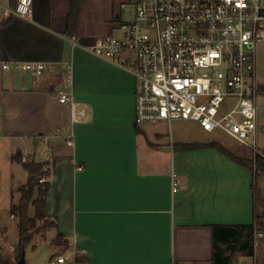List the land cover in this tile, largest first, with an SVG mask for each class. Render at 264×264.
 <instances>
[{
    "label": "crops",
    "instance_id": "1",
    "mask_svg": "<svg viewBox=\"0 0 264 264\" xmlns=\"http://www.w3.org/2000/svg\"><path fill=\"white\" fill-rule=\"evenodd\" d=\"M126 1L81 0L71 38L72 0H34L32 18L6 16L17 0H0V129L10 125L13 139L28 138L10 147L11 179L23 177L12 192L29 178L14 154L56 160L45 209L56 227L36 232L29 247L32 255L38 246L56 248L47 264L65 253L66 264H213L215 226L252 225L256 216L264 226V171L254 186L251 172L216 148L185 147L217 141L166 143L149 127L155 123L135 122L134 76L91 51L120 33ZM17 63L52 69L36 76L15 70ZM68 64L74 98L88 111L78 124L55 96ZM58 128L65 133L55 135ZM69 133L74 146L66 143ZM20 197L11 194L10 208ZM18 225L10 213L0 246L11 233L19 243ZM59 235L66 245L55 243ZM232 264H264V238H254L252 256L238 252Z\"/></svg>",
    "mask_w": 264,
    "mask_h": 264
},
{
    "label": "built area",
    "instance_id": "2",
    "mask_svg": "<svg viewBox=\"0 0 264 264\" xmlns=\"http://www.w3.org/2000/svg\"><path fill=\"white\" fill-rule=\"evenodd\" d=\"M34 0H17L6 16L32 18ZM132 21H122L119 35L107 36L91 51L130 72L136 80L135 122L169 125L184 120L209 133L221 131L264 159L257 147L260 84L257 49L264 44V0H127ZM9 69V65H4ZM15 70L43 76L52 66L17 63ZM70 106L73 124L87 109L76 102L72 66L56 91ZM65 128H58L61 136ZM74 146V134L65 136ZM180 181L174 179V191ZM264 238V226L255 232ZM62 254L50 264H66Z\"/></svg>",
    "mask_w": 264,
    "mask_h": 264
},
{
    "label": "rangeland",
    "instance_id": "3",
    "mask_svg": "<svg viewBox=\"0 0 264 264\" xmlns=\"http://www.w3.org/2000/svg\"><path fill=\"white\" fill-rule=\"evenodd\" d=\"M127 2V1H126ZM125 2V3H126ZM124 3V4H125ZM134 18V10L132 8H126L123 10L122 20L123 21H132ZM119 35L118 33L115 36ZM257 78L260 86L264 87V44L259 45L257 49ZM65 72V71H64ZM56 100L57 94H55ZM257 105H258V135H257V147L264 152V92H259L257 97ZM149 127L152 128L153 131L163 134V141L166 143L178 144V143H191V142H210L217 141L221 143L224 147L229 149L230 151L248 158L243 159H253L255 158V154L247 149L244 145L236 141L230 135L223 133L221 131H217L214 133L205 132L198 123L192 121H184L177 120L173 121L171 125L165 122L149 124ZM10 130V125L7 127H1L0 129V232L3 227L10 224V213L9 208L11 205V194L16 198L21 196L18 193V189L12 192L14 189L15 183L17 180L23 179L20 173H16V180L11 179L10 173L12 169L10 168V147L11 146H23V143H27V139H19L14 138L12 132ZM2 136V138H1ZM12 137V138H10ZM34 140H38L37 138ZM17 154V153H16ZM14 154L13 157L16 155ZM22 154V153H21ZM23 156V161H35L37 163L43 164V171L48 175L42 177L40 182H50V176L53 168V164L55 163V159L52 157L45 156H32L27 155ZM51 222L50 220H48ZM19 220L17 219V223ZM40 231L46 230L42 229V225L44 221L40 222ZM38 231V232H40ZM1 234V233H0ZM15 236L10 234V236H6L5 243L6 248L2 245L0 246V257L4 262H8L9 264H15L21 256V252L19 249L17 242V234L16 239ZM16 241V242H15ZM66 242H60V244H64ZM58 252L56 248L52 246H38L35 251V254L32 255L31 247L26 248V260L27 264H47L48 259L51 255Z\"/></svg>",
    "mask_w": 264,
    "mask_h": 264
},
{
    "label": "trees",
    "instance_id": "4",
    "mask_svg": "<svg viewBox=\"0 0 264 264\" xmlns=\"http://www.w3.org/2000/svg\"><path fill=\"white\" fill-rule=\"evenodd\" d=\"M80 4L81 0H72V10L67 31L71 38L74 37L72 33L76 28ZM15 6L16 3H14V7ZM261 91L264 92V87L262 86L259 88V92ZM185 147L187 149L216 148L233 161L246 167L252 174L254 186L258 173L260 171H264V159L261 156H255V158L250 160L238 158L229 153L224 146L218 142L190 144ZM13 161L21 164L23 169L29 175L27 183L19 189L21 194L19 203L13 204L10 208V213L19 220L18 246L22 254L23 250H26V248L31 244L34 234L41 230L39 221H44L42 229L56 227V223L49 222L45 215L47 195L50 190L51 183L40 182L43 176L48 175L43 171L44 165L35 161H23V156L19 152L13 157ZM31 208H34L35 210L34 217L30 215ZM262 223L261 219L256 216V221L252 225L215 226V254L213 264H232L233 257L238 252H243L248 256H252L254 254L255 232ZM62 239V236L59 235L56 238L55 243H60ZM0 264L9 263L4 262L0 257Z\"/></svg>",
    "mask_w": 264,
    "mask_h": 264
},
{
    "label": "water",
    "instance_id": "5",
    "mask_svg": "<svg viewBox=\"0 0 264 264\" xmlns=\"http://www.w3.org/2000/svg\"><path fill=\"white\" fill-rule=\"evenodd\" d=\"M15 264H27L26 250H23L20 259Z\"/></svg>",
    "mask_w": 264,
    "mask_h": 264
}]
</instances>
